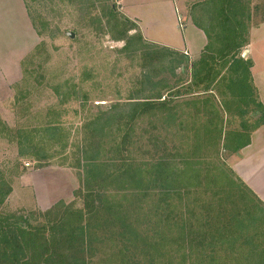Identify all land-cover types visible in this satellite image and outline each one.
Returning a JSON list of instances; mask_svg holds the SVG:
<instances>
[{"label":"trees","instance_id":"1","mask_svg":"<svg viewBox=\"0 0 264 264\" xmlns=\"http://www.w3.org/2000/svg\"><path fill=\"white\" fill-rule=\"evenodd\" d=\"M206 3L192 11L194 23L209 38L195 62L145 40L135 21L113 7L99 19L103 32L124 41L125 49L133 46L145 61L140 87L85 123L73 165L79 170L81 186L75 195L81 207L59 200L47 209L5 211L2 205L12 186L0 177V264H264V202L223 164L264 124L253 61L242 56L249 44L252 0ZM27 13L41 36L37 17ZM36 46L22 59V70ZM172 85L191 96L209 95L220 105V122L200 143H192L188 155L170 147L152 120L180 125L191 108L187 117L193 126L198 122L199 98L169 104L165 90ZM144 117L151 132L141 144L135 133ZM43 128L45 138H63L57 120ZM17 142L21 156L31 152L23 149L25 144L38 147L29 133L17 135ZM213 149L223 164L217 186L211 197L189 201L190 191L204 185L198 182L200 166ZM189 155V166L180 169Z\"/></svg>","mask_w":264,"mask_h":264},{"label":"rangeland","instance_id":"2","mask_svg":"<svg viewBox=\"0 0 264 264\" xmlns=\"http://www.w3.org/2000/svg\"><path fill=\"white\" fill-rule=\"evenodd\" d=\"M24 2L27 11L37 17L42 34L38 38L32 34L38 45L24 60L21 74L15 65L10 75H0V177L10 181L12 186V192L2 207L5 211L47 209L59 200L75 202L81 207L82 200L75 195L81 186L79 170L73 165L77 146L84 137L85 123L101 110L136 92L145 63L134 54L133 46L125 49L124 41H114L110 34L103 32L99 19L109 12V7H113L119 16L139 18L141 27L136 20L135 24L142 28L143 37L149 41L184 47L191 40L194 53H198L200 36L188 20L182 0ZM251 8L254 10L251 24L256 26L264 21V0H252ZM27 18L21 0H0V45L5 46L4 49L0 46V64L8 62L6 47H11L13 42L21 43ZM253 38H264V29L255 33ZM259 43L254 46L258 58L256 74L261 88H264V41ZM145 57L149 61L152 54ZM12 60L9 59L10 65ZM168 90H165V96L172 105L195 97L200 100L202 110L195 126L187 117L190 111L193 113L191 108L180 125L168 126L152 118L156 133L170 147L185 154L191 153L192 143H200V138L220 122V105L209 95L190 96L183 88L174 85ZM50 120H57L63 128L61 140L53 139L49 134L45 138L43 127ZM147 131L151 132L150 123L144 117L137 122L135 133L142 137L141 144L150 134ZM24 133L32 134L38 147L25 148L28 147L25 144L23 149L31 152L21 156L17 135ZM190 156L184 158L180 169L189 166ZM205 156L207 159L200 166L203 170L198 178V182L204 185L190 191L189 201L195 196L211 197L221 175V166H228L231 162L227 159L220 164L222 160L216 149L208 151ZM199 165L193 164L196 168ZM188 174L192 177L191 173Z\"/></svg>","mask_w":264,"mask_h":264},{"label":"crops","instance_id":"3","mask_svg":"<svg viewBox=\"0 0 264 264\" xmlns=\"http://www.w3.org/2000/svg\"><path fill=\"white\" fill-rule=\"evenodd\" d=\"M24 6V10L26 11L27 17V9L24 0H21ZM185 4V13L187 14L188 20L192 23L193 26L197 28L198 32L197 35L200 36V45L198 48V53H194L192 51L191 45L193 42H189V44H185L184 47H172L165 44H160L156 42H151L149 39L144 37L148 42L156 43L162 46H166L168 48L183 52L188 56L190 59V62L198 61L203 51L205 50L206 46L209 44V38L205 30L197 26L193 21L192 11H194V6L199 5L200 7L207 4L206 2L210 0H182ZM201 9V8H200ZM203 10V9H201ZM129 18L136 20L140 27H141V21L139 18L135 16L127 15ZM252 17L254 18V10L252 9ZM189 22V23H190ZM28 25V27L26 26ZM26 24L24 23V29H25V36L22 35V41L21 43H15L11 45V47H6L7 52L5 53L7 64L4 62L0 64V75L2 77L5 76V74L14 71V66H17V71L21 74V61L22 59L36 46L38 42L33 40V35L38 38V34L35 31L29 17L26 19ZM253 25V24H251ZM1 26V25H0ZM142 29V28H141ZM262 29H264V21L260 22L258 25L250 26L249 28V44L246 49H248V57L244 58H250L253 61V66L251 68L252 77L254 81V85L256 87V91L259 97L260 102L264 105V88H261L258 76L256 74L257 67H258V58L256 54H254V46L260 44L259 42L264 41V38H258L257 40H254L253 35L255 33L260 32ZM143 32V31H142ZM33 34V35H32ZM2 36V34H0ZM1 39V37H0ZM35 39V38H34ZM34 44H33V41ZM1 44V43H0ZM33 44L30 48L29 46ZM4 49V45H0ZM8 46V45H7ZM196 55V56H195ZM16 56V57H15ZM15 57V58H14ZM9 59H13L11 62V65L9 64ZM11 86V85H10ZM191 96V95H190ZM218 97V96H216ZM218 99H220L218 97ZM217 102V101H216ZM218 103V102H217ZM219 104V103H218ZM225 116V120H226ZM199 120V118H198ZM227 121V120H226ZM227 159H231L230 163L228 162V166L235 172V176L242 180L263 202H264V124L258 127L256 130H254L251 134V141L250 143L243 147L240 151L237 153H228ZM226 159V160H227Z\"/></svg>","mask_w":264,"mask_h":264},{"label":"water","instance_id":"4","mask_svg":"<svg viewBox=\"0 0 264 264\" xmlns=\"http://www.w3.org/2000/svg\"><path fill=\"white\" fill-rule=\"evenodd\" d=\"M70 34H73V33H70ZM71 37H73V35H71ZM247 53H248V49H245L243 56L246 57Z\"/></svg>","mask_w":264,"mask_h":264}]
</instances>
